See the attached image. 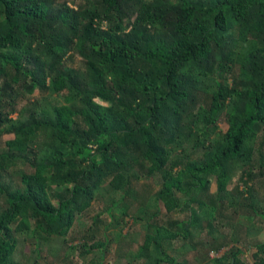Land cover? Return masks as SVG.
Returning a JSON list of instances; mask_svg holds the SVG:
<instances>
[{"label":"trees","instance_id":"1","mask_svg":"<svg viewBox=\"0 0 264 264\" xmlns=\"http://www.w3.org/2000/svg\"><path fill=\"white\" fill-rule=\"evenodd\" d=\"M71 56L78 68L66 64ZM35 91L42 97L19 108ZM4 135L14 137L0 148V264H24L16 252L27 241L43 259L41 243L65 238L98 199L114 223L98 214L69 246L70 264H105L107 230L129 216L146 231L131 264H190L176 252H196L203 234L212 252L232 246L208 264H246L254 237V264H264L263 231L228 233L242 216L264 222L255 204L264 186V0H0ZM142 179L159 189L131 216Z\"/></svg>","mask_w":264,"mask_h":264},{"label":"rangeland","instance_id":"2","mask_svg":"<svg viewBox=\"0 0 264 264\" xmlns=\"http://www.w3.org/2000/svg\"><path fill=\"white\" fill-rule=\"evenodd\" d=\"M69 5H71V1L68 2ZM66 64L73 68H78L80 64V58L78 56H71L70 58L66 59ZM48 96V101L52 104H63L64 100L62 97L58 96H51V95H45ZM41 94L38 91H35L33 95L25 97L23 101L20 103V107L26 106L29 104V102L41 98ZM16 116V115H15ZM228 130V127L225 125L220 126V134H225ZM13 135H4L0 136V148H4L6 145V142L8 140L13 139ZM237 186L236 182L233 184L232 189ZM159 184L156 180L153 179H142L138 185H137V194L135 195L137 199V205H132L130 210V215H135L136 208L140 206L141 203H148L150 204L151 200H154L153 194L158 191ZM259 195L257 199L255 200L256 208L259 210V213L264 214V186H259ZM218 192V186L216 179L213 180L212 184V194L216 196ZM235 199L233 197H229V209L231 212H234V206H232L235 203ZM106 205L107 203L105 200H96L94 201L91 208H89L87 211H85L82 215L77 216L74 226L72 227L71 231L68 233V235L63 238L68 241L67 243L63 242V239L59 238H51L48 241H43L41 243L40 250L42 252V258L39 260H34L32 257V251L36 247L32 244L31 241H27L24 244H26L23 248L21 245H19V248L16 252V259L24 264H70L71 263V257L66 256V253H69V246H76L78 247L80 243L83 242V238L86 236L87 230L89 227L93 224V219L98 215H102V220L107 225H110L111 223H114L111 221V219L108 216V213L106 212ZM228 207V206H227ZM187 214H181V215H174L172 218L183 220L186 219ZM121 218L118 214L116 216L117 219ZM171 218V219H172ZM126 222V223H125ZM128 222V223H127ZM230 229L228 233L231 235L232 238L235 240H238V238L245 239L246 232L244 228H257L264 232V222L262 223L261 218H255L254 220H251L249 217H239V219L230 224ZM101 231H105L104 226L101 227ZM122 231L124 235L131 234L127 240H123L120 238H117L116 234ZM107 234L110 236L111 239V246L109 247V251L107 252V256L105 259V264H131V258L134 252L138 250V247L143 245L146 231L144 227V221H139L138 223L132 221V218L129 216L125 219L124 222H121V224H113L108 230ZM26 236L22 235L19 237V239H24ZM263 239H264V233H263ZM248 241L247 246L243 248V255L242 258L246 264H254L253 260V253L255 250L253 249L257 244H260L262 240L254 237L251 240ZM197 242V250L196 252H176L179 256H184V258L188 259L190 261V264H208L207 262V256L213 257L218 256L221 257L225 253H227L232 246H229V248L223 249L221 252H212L210 250V246L207 243V237L206 234H203L201 238L196 240ZM182 243L177 242L175 243L174 249H179L181 247ZM76 252V251H75ZM91 258V255L88 259ZM87 259V260H88Z\"/></svg>","mask_w":264,"mask_h":264}]
</instances>
